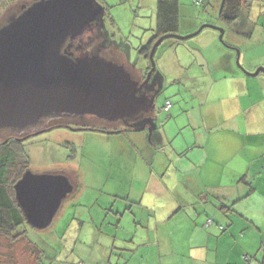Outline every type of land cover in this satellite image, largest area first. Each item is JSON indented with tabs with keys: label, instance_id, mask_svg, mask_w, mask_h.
Returning <instances> with one entry per match:
<instances>
[{
	"label": "crops",
	"instance_id": "0c3cea01",
	"mask_svg": "<svg viewBox=\"0 0 264 264\" xmlns=\"http://www.w3.org/2000/svg\"><path fill=\"white\" fill-rule=\"evenodd\" d=\"M248 13L235 23L241 26L239 34L249 39L248 45L234 42L227 51L216 34L199 38L196 48L202 56L193 54L195 60L200 59L206 90L196 89L197 74H169L174 76V84H183L186 77L185 84L193 87L185 98L167 101L171 104L169 113L163 111L166 102L161 110L163 118L156 115L158 129L151 136L148 129L138 134L141 147L149 158L153 156V167L138 173H147L141 181L145 192L157 202L145 203L143 197L121 216L134 214L133 222H140L148 232L138 237L142 243L134 242L138 231L133 232V247L123 249L132 252L130 260L137 264H162L164 254L186 255L184 264H253L255 260L259 264L264 259V73L253 76L258 67L264 68V62L251 55L252 31L243 32ZM196 28L193 25V30ZM238 57L247 72L258 69L253 74L243 73L236 65ZM177 65L185 70L180 61ZM134 205L148 214L138 219ZM219 206L233 211L225 213ZM183 221L191 224L185 230L177 229L176 223ZM164 223L171 225L167 232L172 235L166 244L158 231ZM174 232L181 235L182 243L176 241ZM119 242L116 240L114 246ZM147 249L148 257L142 253ZM112 258L113 254L110 262Z\"/></svg>",
	"mask_w": 264,
	"mask_h": 264
},
{
	"label": "rangeland",
	"instance_id": "374dc122",
	"mask_svg": "<svg viewBox=\"0 0 264 264\" xmlns=\"http://www.w3.org/2000/svg\"><path fill=\"white\" fill-rule=\"evenodd\" d=\"M19 1L24 0H0V25L11 15ZM103 1L107 6L104 26L109 43L112 42L122 54L120 56L114 51L115 60L120 63L125 61L131 66L145 70L150 61L140 52L157 36L158 0ZM179 2L180 28L175 35L186 37L197 32L201 26L210 24L224 28L226 44L220 41V32L213 28L204 29L202 33L184 43L178 42L176 37L163 40L154 54L156 71L163 76L164 81L162 91L156 97V114L161 118L164 116L161 110L168 100L185 98L188 96V90L193 87L192 84H185L186 77L183 78V84H174V76L169 74H197L196 80L200 84L195 83L196 89L205 91L207 88L204 86L207 80L201 75L205 73L199 67L200 59L195 60L194 57L196 53L200 58L202 56L196 48L199 38L208 33L216 34L218 43L227 51V47L234 42L242 46L249 43L246 35L239 34L241 26L233 24L229 27L220 20L222 0ZM248 14L247 29L243 32L252 31L253 38L250 43L254 48L251 55L255 60L264 62V0H253ZM193 25L197 27L196 30H193ZM216 58L214 56V60ZM220 59L221 57L216 62ZM239 60L241 67L237 63L236 65L245 74H253L258 68H263L258 67L249 73L242 65V58ZM177 61L184 66V71L177 65ZM216 90L217 87L214 88L213 94ZM105 124L103 122L98 128H115L119 129V133L72 131L64 127L53 128L47 124L24 135L27 136L24 143L31 162L30 171L34 174L65 175L74 186V191L63 201L50 227L36 230L27 223L23 228L27 231L28 239L42 252L41 264H137L135 259L130 260L132 252L125 253L123 249L133 247L130 242L133 232L138 231L135 243H142V239L138 237L146 236L148 232H144L139 226L140 222H133L134 214L126 215L123 219L121 216L127 207L143 197L145 203L157 202L145 192L146 186L141 181V178L147 177V173H138L139 169L153 167V156L149 158V153L141 147L139 132H120L123 128L121 124ZM156 126L158 127V123ZM10 135L11 133L5 132L0 136V141ZM183 138L184 134H181L180 140ZM138 207L139 205H134L133 210L135 215L140 214L138 219H142L141 216L148 213ZM189 224L191 222L183 221L181 224L176 223V227L185 230ZM141 225L143 227L145 224ZM170 230L171 225L167 223L159 225L162 244L171 242L172 235L167 232ZM174 233L176 241L182 243L184 240L181 235ZM119 239L120 242L114 246ZM7 250V241L0 238V261H5ZM15 251L19 255V264H29L24 242L17 244ZM142 253H146L148 257V249ZM111 254L113 258L110 262ZM213 257L214 255H210V259ZM186 261V255L164 254L162 264H184ZM256 261L253 264H258Z\"/></svg>",
	"mask_w": 264,
	"mask_h": 264
},
{
	"label": "water",
	"instance_id": "95a60500",
	"mask_svg": "<svg viewBox=\"0 0 264 264\" xmlns=\"http://www.w3.org/2000/svg\"><path fill=\"white\" fill-rule=\"evenodd\" d=\"M18 12H12L0 25V136L5 132L24 136L57 117H90L108 124L131 122L135 132L148 129L151 136L157 118H146L156 114L163 76L157 94L148 96L145 88L156 71L157 47L165 38L186 41L206 28L219 31L220 41L226 44L224 28L210 24L186 37L164 35L152 47L151 70L140 83L131 69L102 51L88 55L67 52L69 40L93 36L105 27L106 12L97 0H30ZM237 64L241 67L239 57ZM260 72L264 73V68L253 76ZM67 129L87 130L73 125ZM14 189L26 222L36 230H45L74 186L65 175L28 170Z\"/></svg>",
	"mask_w": 264,
	"mask_h": 264
},
{
	"label": "trees",
	"instance_id": "16d2710c",
	"mask_svg": "<svg viewBox=\"0 0 264 264\" xmlns=\"http://www.w3.org/2000/svg\"><path fill=\"white\" fill-rule=\"evenodd\" d=\"M106 8L103 0H97ZM252 5L251 0H222L219 18L226 26L231 27L238 20L245 18ZM180 24V3L179 0H158L157 5V36L151 42L146 44L140 54L149 59L150 52L154 44L164 35H175L178 33ZM100 39L95 40L94 36H82L75 40L67 42L68 47L82 55H88L90 52L99 50ZM94 47V48H93ZM93 48L91 51L90 49ZM158 48V47H157ZM150 61V59H149ZM152 63L146 68V73L151 70ZM156 74L157 71H155ZM159 75V74H158ZM160 77V75H159ZM169 103V102H167ZM166 105V103H165ZM165 108V106H164ZM163 111L169 113V111ZM154 116L147 115V118L155 119ZM74 119V120H71ZM76 122V128H84L91 131L102 133H119V129L115 128H98L102 121L95 118L75 119L70 117H57L45 120L44 123L51 125L53 128L62 126L64 123ZM105 124V122H104ZM106 125V124H105ZM107 126L108 123H107ZM63 127V126H62ZM130 127L127 130H133ZM158 129V128H157ZM123 132V130H120ZM135 132V131H134ZM27 136L10 135L3 141H0V238L7 241V256L5 261L0 264H19V255L16 254L15 247L20 242H24L28 253L29 264H41L42 252L33 242L28 239L27 231L23 229L27 224L26 219L18 206L15 196V185L22 178L26 171L30 170V158L27 152L24 139ZM218 210L226 213L225 210L232 209L222 206L217 207ZM211 222V220H210ZM264 264V259L259 262Z\"/></svg>",
	"mask_w": 264,
	"mask_h": 264
},
{
	"label": "flooded vegetation",
	"instance_id": "af4514ba",
	"mask_svg": "<svg viewBox=\"0 0 264 264\" xmlns=\"http://www.w3.org/2000/svg\"><path fill=\"white\" fill-rule=\"evenodd\" d=\"M29 2H30L29 0H24L23 2L19 1L18 5L14 6V9L11 12H15L16 11L17 13H19L18 11H20L25 5H28ZM93 36H94L95 40L96 39L97 40L100 39L99 51L104 52L107 56H109L110 58L112 57L113 59H115V57H116V54H114V51H116L120 56H122V54H120V52L114 46V44L112 42L109 43L108 34H107V31H106L105 27L102 28L99 32H96ZM66 46H67L66 48L68 49L67 52L68 53H72L73 50H71L68 47V45H66ZM93 48H91L90 51ZM90 53H92V52H90ZM118 63H120V62H118ZM121 64H124L125 66H127V68H131L132 73H134V75L140 81V83H143V82L146 81V79L148 77V73L150 72V70L144 75L146 69L144 70V69H139L138 67L131 66L130 64H128L125 61H123ZM160 82H161L160 77L158 75H156V73L154 71L152 73V76L150 77L149 82L146 85V88H145V91L148 93V96L152 97V96H154L155 94H157L159 92V90H160ZM148 119H150V118H146V120H148ZM76 124H77L76 122H70V123H64L62 126L64 128H67L68 125H71V126L73 125V127L76 128L77 127ZM116 124H118V125L121 124L123 126L122 130L130 129V125H132L131 122H128V123L119 122V123H116Z\"/></svg>",
	"mask_w": 264,
	"mask_h": 264
},
{
	"label": "built area",
	"instance_id": "2783aa9c",
	"mask_svg": "<svg viewBox=\"0 0 264 264\" xmlns=\"http://www.w3.org/2000/svg\"><path fill=\"white\" fill-rule=\"evenodd\" d=\"M170 107H171V104L170 103H167V105L165 106V111L167 112V111H169V109H170Z\"/></svg>",
	"mask_w": 264,
	"mask_h": 264
}]
</instances>
